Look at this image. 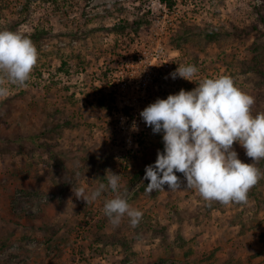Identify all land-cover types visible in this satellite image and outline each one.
I'll return each mask as SVG.
<instances>
[{"label": "rangeland", "instance_id": "1", "mask_svg": "<svg viewBox=\"0 0 264 264\" xmlns=\"http://www.w3.org/2000/svg\"><path fill=\"white\" fill-rule=\"evenodd\" d=\"M172 1L0 0V27L40 34L30 79L0 97V264H264L262 178L250 188L259 200H205L179 172L181 190L166 185L132 199L148 180L130 186L131 179L161 151L163 133L140 116L157 98L227 74L255 98L252 114L264 112V72L243 66L258 55L264 61L255 10L264 13V0ZM206 30L216 41L201 35ZM181 64L198 67L192 81L171 77ZM64 119L75 127L58 129ZM108 170L143 212L135 227L127 216L113 225L105 215L110 189L88 203L77 195L107 184Z\"/></svg>", "mask_w": 264, "mask_h": 264}, {"label": "clouds", "instance_id": "2", "mask_svg": "<svg viewBox=\"0 0 264 264\" xmlns=\"http://www.w3.org/2000/svg\"><path fill=\"white\" fill-rule=\"evenodd\" d=\"M39 51L33 40L19 30H0V97L9 95V84L24 86L37 64ZM199 72L194 64L178 65L170 73L192 81ZM255 98L244 92L233 77L224 74L202 79L192 90L180 89L167 98H157L140 116L154 133H163V151L154 164L146 166L145 190L149 193L181 190L183 173L186 188H194L205 200L223 203L246 202L250 188L264 178L256 162L264 158V112L252 114ZM132 130H138L133 123ZM238 143L252 158L246 163L233 145ZM107 184L101 182L91 192L84 187L77 195L87 203L107 190L103 211L113 225L127 216L135 227L143 216L121 193V175L108 170Z\"/></svg>", "mask_w": 264, "mask_h": 264}, {"label": "trees", "instance_id": "3", "mask_svg": "<svg viewBox=\"0 0 264 264\" xmlns=\"http://www.w3.org/2000/svg\"><path fill=\"white\" fill-rule=\"evenodd\" d=\"M169 1V5H173V1L172 0H168ZM54 2H56V0H54ZM255 10L258 14V16L260 17V20L262 21V24H264V13L261 12V6L260 7H255ZM4 29H9V30H16L15 27L11 24V25H6L5 27H0V30H4ZM197 29V28H195ZM194 30V29H193ZM201 35H205V36H208V37H211V41H216V38H217V35L215 34V32H213V30H206L205 32L203 31H200ZM26 35H28L32 40L33 42L36 44V46L39 44V40H40V34H38L37 32H31V33H24ZM243 66L245 67L244 69V72H249V73H256V74H263L264 72V61L262 59V56L261 55H258L256 57H254L252 60H249V61H246L244 62ZM106 101L107 99L104 98V97H101L99 98V108L100 109H104L106 107ZM75 125L72 124L69 119H64V120H58V125H57V128L58 129H61V128H74ZM159 136V135H158ZM162 136L163 134L161 135V151H163V148H164V142H163V139H162ZM258 165H259V168L261 169V171H264V158H262L260 161H258ZM145 169L144 168L143 170H141L140 172H138L137 174H135V176L131 179V182H130V186L131 185H134L136 182H138V180L145 174ZM263 186L262 188H264V178L261 179L260 181ZM149 183V181H146V182H143L141 184V186L139 187V189L134 192V194L132 195V199H139L140 196H156L157 194H159L161 192V190H157V191H153L151 193L147 192L145 190L147 184ZM166 186V185H165ZM164 186V187H165ZM257 186L253 187L249 192H248V196L251 198V197H254L256 200L260 199L259 197V192L257 191ZM23 215H27V214H23ZM100 228H103L104 227V221L101 222V225H99ZM114 237H112V241H116L117 243H121L122 246H124L125 248H129V243L128 241H124V240H119L118 238H116V235H113ZM62 243L59 244V249H60V246H61V249L59 252H56L57 248L53 247L52 251L53 252H56V255L57 258H60L62 256V254L64 253L62 250V248H65V246H67L69 244V239L67 237V235H65V237L62 238ZM100 241V239H99ZM64 243V244H63ZM66 243V244H65ZM10 241H6L5 243H3V246H2V249L1 251H4L6 250L9 245H10ZM133 256V255H132ZM128 260V258L126 259V261Z\"/></svg>", "mask_w": 264, "mask_h": 264}]
</instances>
